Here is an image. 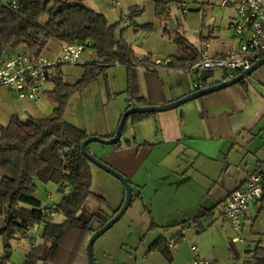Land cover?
<instances>
[{"label": "crops", "instance_id": "0c3cea01", "mask_svg": "<svg viewBox=\"0 0 264 264\" xmlns=\"http://www.w3.org/2000/svg\"><path fill=\"white\" fill-rule=\"evenodd\" d=\"M136 11L139 13V9ZM143 37L147 36L144 34ZM202 37L204 39L200 36L199 41H208L211 53L222 52L238 45L233 36L222 44L224 48L212 45L210 35H202ZM54 43L58 45L60 55L62 44L53 40L48 42L42 52L44 56L52 60L58 57L45 54V49ZM126 43L128 44L127 41ZM131 44L128 45L134 51ZM191 44L194 50L188 49L179 56L166 57L163 65L159 58L151 63L147 61V57L134 51L136 63L131 71L129 87L131 96L123 100L117 106V110L105 116L102 122L96 125L94 123V126H84L86 134L110 138L121 114L127 108L137 105L135 99L139 96L144 97L147 102L145 105H162L196 90L193 78L191 76L189 78L186 72L187 65L195 55V49L197 54L199 52V45ZM173 59L174 61L171 62ZM92 61L94 59L86 62ZM122 68L121 65L116 64L113 70H109V74L113 76L119 73L122 77L125 73L127 81L126 72L122 73L124 69ZM83 70V68L79 69L78 75ZM215 72L217 71L212 72V77L208 80L209 85L220 82L225 77L223 72L220 79H216ZM57 73L61 74V67L57 69ZM161 74H166L167 78L165 75L163 79ZM76 77L73 81L76 80L70 84H74L79 79L78 76ZM51 89L47 88V90ZM20 107L9 96H0V118L6 121V124L13 115L19 116ZM65 121L83 130L79 124H75L76 122ZM0 125L3 124L0 123ZM120 142L122 146L119 149L108 145L109 147L96 148L94 155L122 173L129 181L132 199L124 214L127 213V216L135 223L142 220L141 210L143 212L147 210V214L151 216L150 224L143 223L149 233L144 260L149 262L152 257L157 260V264H192L190 247L196 245V239L186 238L190 228L194 227L191 236L196 234L199 239L211 236L213 240L221 241L217 234L211 235V232L215 230L216 225H220L218 229L221 231L230 228L228 222L222 217L224 199L232 190L244 185L251 173L257 170L264 172V65L243 79L242 83L201 96L171 110L150 113L137 122L127 118ZM125 142L128 144L125 145ZM102 171L91 172L95 175L97 185L107 183L113 186L114 196L111 208L115 211L123 202L124 188L116 178L112 179ZM55 185L57 188V184ZM91 190L94 191L92 185ZM48 194H51V198H47L45 203L57 205L59 201L52 202L53 193ZM97 194L105 196L104 192ZM103 198L108 200L106 197ZM43 204L41 202V206ZM102 211L108 216L114 213H106L104 207ZM254 211L260 215L264 213V196L262 200L251 203L243 225L247 219H251L250 213ZM205 212H207L205 217L195 221L197 216ZM50 222L53 220L51 219ZM184 222L185 227L181 224ZM151 226L155 228L151 229ZM165 227L167 231H163ZM261 233L264 237V230ZM16 236L22 237L20 232ZM234 236L229 239L233 245ZM160 237L167 242L173 241L172 245H169L172 262L168 263L156 252L147 251L149 246ZM186 241L190 245L188 248L191 254L190 259L182 257V248ZM43 242L42 239L38 245ZM238 242L241 243L242 264H252L249 256L244 254V251H249L248 248L245 250L242 240ZM10 246L12 254L7 264H24L26 255L31 249L30 244L26 251L21 247L15 249L11 244ZM197 252L203 257L198 247ZM2 254L3 245L0 237V256ZM92 254L95 264L99 260L100 264H105L102 261V258L107 255L104 245L98 251L99 258L93 253V247Z\"/></svg>", "mask_w": 264, "mask_h": 264}, {"label": "trees", "instance_id": "16d2710c", "mask_svg": "<svg viewBox=\"0 0 264 264\" xmlns=\"http://www.w3.org/2000/svg\"><path fill=\"white\" fill-rule=\"evenodd\" d=\"M10 1H6L8 5ZM168 1H155L156 16L161 21L170 19L166 11ZM16 2L18 7L12 8L0 1V62L19 46H25L38 55L51 40L61 44L90 42L89 47L94 50L96 60L83 64L84 73L74 84L64 83L60 73L53 78V88L45 93L55 104L51 117L28 116L22 119L13 115L7 124L0 125V237L3 245L0 264L10 259V240L40 218L41 202L34 196L37 181L43 184L65 183L70 186V191L62 195L56 205L63 220L45 223L41 234L44 242L30 249L24 264H88L86 243L90 235L118 209L111 216L102 211L107 201L91 190L90 162L80 151V143L88 135L67 123L64 112L73 94L98 77L106 76L107 70L116 64L126 68L129 90L131 71L136 63L135 54L124 39L116 37L115 24L109 23L104 14L87 7L84 0H74L73 4H69V0ZM131 14L138 13L134 9ZM141 28L151 31L153 26L147 23ZM164 31L169 33L167 29ZM201 39H204L202 35ZM173 40L186 50H194V46L182 35ZM198 56L199 52L197 54L195 49L190 63ZM59 67L61 65L57 69ZM211 77L212 72L202 73L199 77L201 87L208 86ZM146 103L142 96L135 99L137 105L144 106ZM149 114L135 113L128 118L137 122ZM121 146L120 140L112 144L114 149ZM65 149L67 152H64ZM87 150L89 152V144ZM87 202L93 203L97 210L83 220L77 214L85 210ZM206 213L197 216L195 221L205 217ZM181 224L186 226L185 222ZM147 251L158 252L171 261L168 242L161 237ZM252 258L253 264H264V249L257 246Z\"/></svg>", "mask_w": 264, "mask_h": 264}, {"label": "rangeland", "instance_id": "374dc122", "mask_svg": "<svg viewBox=\"0 0 264 264\" xmlns=\"http://www.w3.org/2000/svg\"><path fill=\"white\" fill-rule=\"evenodd\" d=\"M0 1L5 2L7 0ZM110 1L111 0H85L84 4L104 14L109 23L115 24L116 37H123L128 44L132 43L131 46L134 51L141 53L143 57H147V61L151 63L154 62L156 58H159L161 65H163L166 62V57L173 55L179 56L186 51L184 47L174 42L173 39L178 35L184 36L194 45L200 44L202 41H199L201 35H210L212 37L210 41L212 45L222 48H224L222 44L232 36V33L227 30L231 10L221 7L219 5V0H169L166 6V11L170 18L168 21H161L157 18L155 12L156 0H114L117 3L115 6H112ZM182 2H185L188 6L189 10L186 13H182L179 10V6ZM73 3L74 0H69V4ZM134 9H139V13L133 16L131 12ZM127 16H129L130 20L129 18L127 20ZM43 19H45V17H43ZM171 22L177 26V31H172ZM147 23L152 24L153 29L151 31H145L141 28L142 25ZM164 29L169 30V33L165 32ZM144 34L147 37H143ZM45 54L50 56L52 54L58 57V45H56V43L49 45L45 49ZM89 59L96 60V56L92 48L86 47L80 54L76 64L62 65L61 74L63 82L70 84L74 78H77L76 76L80 78L84 70L80 75H78V70L83 68V64L87 63L86 61ZM114 67L115 66L107 70L106 76L98 77L87 84L81 91L71 96L65 108V120L76 122L75 124H79L84 131V126H94V123L96 125L102 122L105 116L109 115L115 109L117 110V106L122 103L123 100L125 101L127 97L131 96L129 90H127V85L125 89V84H127L125 73L122 77L119 73L113 76L109 74V70H113ZM122 67L124 68H122V73L123 71L126 72V68L124 66ZM222 73V71L215 72L216 79H220L219 77L222 76ZM165 75L166 74H161V77L165 79ZM172 75L173 74H171V77H173ZM188 77L190 78V74H188ZM52 87L53 84L46 85V88L51 89ZM0 96H9L21 106L18 114L22 119L28 116L43 118L53 115L54 103L51 102L46 95L39 101L26 99L18 100L17 97L6 88H0ZM0 123L5 125L6 121L0 118ZM103 138L109 137L104 136ZM109 146L92 142L89 143V152L94 155L96 148ZM89 166L92 188L96 193H105V196H102L108 199V203L104 207V210L106 213L112 214L114 212L111 208L114 188L107 183L97 185L95 175H93L91 171L102 170H99L98 167L91 163H89ZM102 173L115 179L106 172L102 171ZM36 183L37 186L34 196L37 197L42 204L46 202L48 193H53L52 202L53 200L59 201L61 199V194L57 191L55 183ZM84 209L85 210H80L77 214L78 217L83 220L89 216V213H94L97 207L93 203L87 202L84 205ZM141 212V222L137 221V223H135L126 213L113 224L110 229L95 240L93 244V253L97 258H99V249L104 245L107 255L102 258V261H104L105 264H157V260L152 257H150L152 260L149 262L144 260L147 254L146 243L149 239V233L146 230V225L143 223L150 224L151 216L147 214V210L144 212L141 210ZM63 218V215L57 212L54 217H52V220L55 223H59ZM250 218L251 219H247L242 226L239 237L244 242L245 250L246 248L249 250L248 252L244 251V254L249 256L253 264L252 256L254 250L257 246L262 249L264 247V237L261 233L262 230H264V213L260 215L257 211L251 212ZM44 226L45 225H41L39 228L38 223H35L32 229H39L40 234H42ZM215 227L211 235L217 234L218 238L221 239L219 242L213 240L211 236H204L200 239L197 238L198 235L196 234L191 236L193 235L191 233L194 229L193 226L190 228L191 230L187 232L186 238L194 237V239H196L195 244L201 255L208 260L214 261L215 264H242L241 243L233 241L234 246L229 240L235 233L231 231L230 228H227L228 231L224 229L221 231V229H218L220 225H216ZM163 229V231H167V227ZM10 244L15 249L21 247L26 251L29 248V242L22 237L19 238L15 236L10 240ZM189 246L188 241H186L182 248V257L184 259L191 258V254L188 250ZM158 254L161 255L160 253ZM166 261L168 263L172 262L167 259ZM100 263V260L97 261V264ZM5 264H7V262Z\"/></svg>", "mask_w": 264, "mask_h": 264}, {"label": "built area", "instance_id": "2783aa9c", "mask_svg": "<svg viewBox=\"0 0 264 264\" xmlns=\"http://www.w3.org/2000/svg\"><path fill=\"white\" fill-rule=\"evenodd\" d=\"M4 6L8 3L2 2ZM111 5L116 1L111 0ZM219 5L232 11L227 28L237 40L238 45L222 52L211 53L210 43L202 40L199 44V56L189 63L186 72L193 78L195 89L201 88L199 77L204 72L222 71L227 79L242 74L254 62L264 57V0H219ZM17 8L16 0L9 5ZM182 13L189 9L185 2L179 6ZM129 16H127L128 20ZM130 20V18H129ZM90 42L73 41L61 45L60 55L55 60L49 59L42 53L34 55L27 47L19 46L0 62V87L6 88L18 99L32 101L41 100L46 91V85L52 83L57 75V66L74 64ZM64 152H67L65 149ZM57 191L66 195L70 186L65 183L57 184ZM264 196V172L251 173L245 184L232 190L223 201L222 217L228 222L235 233L233 241H241L239 237L244 219L253 201H260ZM51 198V194L47 195ZM56 204L44 203L40 208L38 221L26 226L20 235L29 241L31 248L36 247L42 240L39 229L33 230L35 223L39 228L51 221L56 213ZM168 241V246L172 245ZM192 264H215L199 255L196 245L190 247Z\"/></svg>", "mask_w": 264, "mask_h": 264}, {"label": "water", "instance_id": "95a60500", "mask_svg": "<svg viewBox=\"0 0 264 264\" xmlns=\"http://www.w3.org/2000/svg\"><path fill=\"white\" fill-rule=\"evenodd\" d=\"M172 31H176L177 27L172 22L170 23ZM264 65V57L258 59L256 62H254L247 70H245L242 74H239L235 77L222 80L220 82L214 83L212 85L202 87L200 89H196L191 93L186 94L185 96L176 99L174 101L162 104V105H135L127 108L120 116V119L118 121L117 127L113 133V135L110 138H103L97 135H88L84 140L80 143V151L82 155L93 165L98 167L99 169L103 170L104 172L108 173L109 175L116 178L123 186L124 188V199L117 210V212L109 219L107 220L102 226L97 228L89 237L87 244H86V257L88 264H95L92 254V247L95 242V240L101 236L104 232H106L108 229H110L113 224H115L125 213L127 208L129 207L132 199V190L131 185L127 178L120 173L119 171L113 169L106 163H104L101 159L97 158L96 156L92 155L87 150V145L92 142H97L104 145H112L116 143L117 141L121 140L122 136V130L125 123V120L132 114L135 113H154V112H162L171 110L174 108H177L184 103L197 99L201 96L210 94L212 92L219 91L223 88H226L228 86H231L233 84L238 83L239 81L247 78L250 76V74L255 71L260 66Z\"/></svg>", "mask_w": 264, "mask_h": 264}]
</instances>
